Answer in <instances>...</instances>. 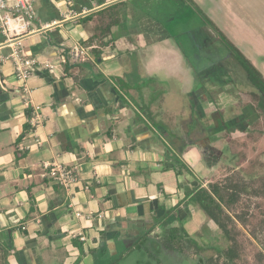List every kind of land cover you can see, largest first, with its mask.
Here are the masks:
<instances>
[{
  "label": "crops",
  "instance_id": "crops-1",
  "mask_svg": "<svg viewBox=\"0 0 264 264\" xmlns=\"http://www.w3.org/2000/svg\"><path fill=\"white\" fill-rule=\"evenodd\" d=\"M33 2L38 31L20 48L38 66L26 82L16 77L0 31V247L8 263L114 264L140 250L168 257L175 250L165 231L174 227L196 241L210 220L188 203L194 186L185 189V178H199L194 167L202 154L220 151L224 142L213 146L203 134L188 133L196 117L213 112L212 95L187 87L194 93L184 114L172 98L160 105V94L150 99L139 89L150 80L165 87L160 72L175 78L181 60L157 19L161 0ZM121 7L125 12L109 29V17ZM170 14L161 16L166 21ZM75 19L81 21L66 28ZM60 29L70 34L66 41ZM76 44L94 49L83 62L69 57ZM168 138L169 151L163 147ZM177 159L190 173L176 176ZM46 165L61 166L70 179L58 182Z\"/></svg>",
  "mask_w": 264,
  "mask_h": 264
},
{
  "label": "rangeland",
  "instance_id": "rangeland-1",
  "mask_svg": "<svg viewBox=\"0 0 264 264\" xmlns=\"http://www.w3.org/2000/svg\"><path fill=\"white\" fill-rule=\"evenodd\" d=\"M158 8L162 14L160 13L157 19H161L163 29L170 36L169 43L175 46L181 60L176 72L172 74L175 78L168 76L166 70L160 72V79L165 87H161L159 81L152 79L153 81L144 82L145 87L138 88L142 92L145 91L144 93L148 94L147 98L150 99V94L152 96L160 94L162 101H155V105L159 101L160 105H164L168 99L172 98V101L168 102L177 103L178 110L184 114L188 111L184 101L188 99L189 93L193 95L195 92L200 96L204 94L206 97L212 95L213 112L202 114L200 120L196 117L194 123H189L187 126L188 133L190 137L191 134L195 136L197 133L203 134V137L206 136V140H210L213 146H216L219 140L224 142V144H218L222 157L211 167H207L204 161L206 155L202 154L201 165L194 167V172H198L200 176L193 179L187 176L185 179L188 183L185 189L190 190V186L195 187L199 183L206 186L216 177L225 176L235 168L240 170L246 179L264 176V113L259 101H254L252 96V93L259 92L239 64L236 49H230L232 44L264 79V0H161ZM60 9L62 12L67 10L66 6H60ZM114 11L113 15L120 18L125 12L123 7ZM166 12L171 13L170 19L166 18L167 23L165 21L167 16H161L169 15ZM76 20L66 23V28L74 27L79 22ZM60 30L61 36L66 41L70 34H64V31ZM187 87L194 89V92L191 89L188 91ZM235 88L237 93L230 92ZM220 93L223 94L222 96L227 94L230 99L228 97L221 99ZM165 95L166 98H163ZM234 99L237 100L236 103H233ZM151 103L154 102L151 101ZM204 109L209 112L208 107ZM242 114L249 115L251 123L248 129L244 131L242 126L235 125L232 131L228 130L230 127L228 121L234 120L235 117L243 118ZM245 124L248 123L243 122V125ZM226 125L228 128L224 130ZM224 146L227 147L223 152ZM188 149L191 147L186 148ZM200 166H205L206 170L201 171ZM254 201L258 202L254 203ZM243 210L244 212L249 210L248 213H251L250 227H259L260 223L264 224V198L252 199L250 202L248 196L243 195L236 204V212L242 214ZM213 227L215 226L210 220V225L203 227L195 237L203 251L198 252L193 248L183 247L181 252L171 251V257H167L165 252L156 257V253L152 251H148L146 256L145 251L140 250L130 253L124 259L125 261L118 263L117 260L114 264H216L214 246L217 245L223 249L227 245L220 235L222 233L217 229L214 231ZM238 227L241 228L239 224ZM257 229L263 239L264 227ZM210 231L215 234L213 236L214 239L216 238L215 242L210 239ZM201 237L206 239L203 240ZM247 237L255 244L245 248L248 259L252 260L256 250L259 249L248 234ZM1 253L0 249V262H3L5 259H2ZM6 261L8 262V256Z\"/></svg>",
  "mask_w": 264,
  "mask_h": 264
},
{
  "label": "trees",
  "instance_id": "trees-1",
  "mask_svg": "<svg viewBox=\"0 0 264 264\" xmlns=\"http://www.w3.org/2000/svg\"><path fill=\"white\" fill-rule=\"evenodd\" d=\"M90 17H92V14L81 19H84V21L87 22ZM81 19L77 20L81 21ZM109 19L111 23L109 25V29L110 26L118 24L119 22V18L117 16L115 17L113 14L109 17ZM105 31L109 30L104 28V34ZM91 46L92 45L84 44V47L86 48ZM230 49H236V58L239 64L243 67L247 76L257 88L259 93H252V96L254 97V101H259L260 108L261 110L263 109L264 113V79L255 67L240 52H238L237 48H235L232 44L230 45ZM93 50L94 49L92 48L89 52L93 53ZM242 117L243 118L235 117L234 120L228 121L230 127L228 128V125H226L224 130H227L228 128V130L232 131L231 129L235 125L236 127L242 126L241 128L244 131L248 129V125L251 121H248L243 114ZM243 122L248 124L243 125ZM221 127L224 128L223 126ZM166 136L169 135L167 134ZM168 141L169 143H163V147L167 151L170 149L169 145L171 143L173 144L171 139ZM225 149L223 148V152ZM204 154L206 155L205 162L208 166L214 165L222 157L220 156L222 151L219 150L209 153L204 152ZM176 163V166L173 167V171H175L177 177H181V175L185 172L190 173V170L181 161L177 159ZM230 171L229 174L225 176L216 177L214 181L208 182L206 186H202L200 183L195 186L192 190H190L187 196L188 203L201 210L206 217L211 220L215 228L222 233L220 235L226 242L227 247L221 249L217 245L214 246L215 248H213V250L216 252V264H264V238L262 239L261 234L259 235V232L257 231V228L264 227V224L260 223L261 226L259 227H250V218L252 216L251 213H248L249 210L246 212L243 210L242 214L236 212V204L243 195L248 196L250 202L252 199L260 200L264 198V176L246 179L237 168L233 169L231 173ZM257 202L258 201H254V203ZM249 204L250 203H248V205ZM177 208H179V206H177ZM177 208L174 209L176 210ZM247 208H249V206ZM170 212L171 211H167L165 213L166 218H168ZM238 224L242 229L238 227ZM167 225L166 219H162L161 226L166 227ZM246 233L256 242L258 245L257 249H259L256 250L252 260L248 259V256L245 253V248L246 246H254L255 244L249 237H247ZM165 241L173 250L178 252H181L184 249L183 247L188 249L193 248L198 252L203 251V248L198 245L197 241L189 237L182 227H174L166 230ZM0 249L2 251V259H5L3 262H0V264H8L6 261L8 256L7 249L2 247H0ZM199 261L203 262L202 259H199Z\"/></svg>",
  "mask_w": 264,
  "mask_h": 264
},
{
  "label": "built area",
  "instance_id": "built-area-1",
  "mask_svg": "<svg viewBox=\"0 0 264 264\" xmlns=\"http://www.w3.org/2000/svg\"><path fill=\"white\" fill-rule=\"evenodd\" d=\"M67 1L70 2L71 0ZM36 17L33 0H0V31L4 36L1 45L11 48L9 57L14 63L16 77L22 82H26L32 75V68L38 66L36 60L24 58L20 48L24 38L38 31L34 26ZM46 27H50V25ZM91 49L76 44L70 48L69 57L74 63L83 62L90 57L89 51ZM44 66L49 67L47 64ZM24 89L26 91V88ZM46 169L48 175L60 183L64 184L70 179L69 172L61 166L46 165ZM77 237L82 241L84 240L81 234H78Z\"/></svg>",
  "mask_w": 264,
  "mask_h": 264
}]
</instances>
